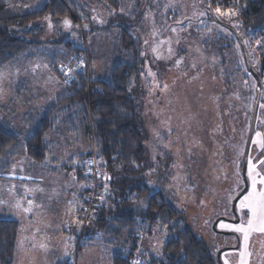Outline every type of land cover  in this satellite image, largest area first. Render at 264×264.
<instances>
[{"label": "rangeland", "instance_id": "rangeland-1", "mask_svg": "<svg viewBox=\"0 0 264 264\" xmlns=\"http://www.w3.org/2000/svg\"><path fill=\"white\" fill-rule=\"evenodd\" d=\"M148 1L150 3L146 5L145 12H142L139 18H131V26L129 25L132 27L134 38H136L140 54L144 59L141 66L140 82L134 87V97L139 99L145 116L143 130L147 147L146 163H149V169L145 174V177L148 178L147 183L154 191H161L167 203L178 207L183 214L182 218L185 224L190 226L208 246L218 264V254L222 249L234 248L239 245L237 250L225 251L221 255L222 264H226V262L227 264H239L243 236L232 231L228 226L246 224L249 218L247 209L241 211L239 201L237 204V214L240 219L238 224L220 221L216 230L218 233L213 226L220 217L234 220L232 204L245 187L242 178V161L254 107L256 82L245 68L238 43H233L234 47L229 52H224L227 56L225 60L222 59L217 48L209 47L210 43L214 44L219 37L234 42V36L231 31L226 30L227 28L224 29L209 20L203 0ZM93 2L90 8L83 10L84 12L78 18L89 15L95 24V27L87 31L86 44L93 66V74L98 78H106L122 57L119 50L118 32L109 29V26L111 23H116V25L129 28L127 23L120 24V17H131L135 11L136 2L135 0H125L124 9L119 12L109 11L106 5L107 9L104 10L103 4L99 1ZM86 5L88 6L84 1V6ZM236 15L221 17L229 20L242 33L252 64L257 69L258 60L264 59V28L248 34L242 29L239 22L233 19ZM70 20L73 19L68 21ZM65 21L59 26L62 28L59 32H62L60 37H58L57 29H53L49 24V18L43 21L46 37L42 41L57 42L58 39H63L77 44L78 47H84L85 38L80 30L81 28L83 32L86 31L84 23L78 24L73 21V26V22L70 21L72 26H68ZM202 24H206L207 28H203L201 31ZM207 43L208 47L205 46ZM64 53L67 54L65 60H63ZM71 58L73 57L68 51L50 49L34 59L19 58L17 63L8 65L0 71V121L12 126L13 132L17 135L21 134L20 141L25 142L31 135L29 126L26 128L23 123L29 119H34L37 122L41 115L36 114V110L41 112L43 104L48 102V99L50 102H54L58 97V94L48 97L49 94L59 92L61 88L58 87L57 82H53L48 77L51 74L48 63L54 61L53 70H56L60 65L59 71L56 70V75H59L63 82L61 84H64L68 81L62 76L64 70H68L70 73L74 71L72 64L74 62ZM65 67H69V69ZM38 77H41V83H38L37 86L43 98L30 102V94L23 95L22 86L25 89V84L22 80L28 79L31 87H34L33 83ZM262 81L264 85V71ZM50 86L51 90L44 92L43 89H48ZM222 92H226L225 98L226 101L228 100L229 106L222 114L223 118L220 119L221 110H219L218 104ZM61 121L58 125L60 127L57 129L59 134H67V130L72 125L78 131L82 130V125L81 128H78L75 126L76 123L74 125L71 122L68 127L67 120L61 119ZM225 123L228 127L227 133L224 132ZM263 123L264 107L261 106L258 117L259 125L255 128L253 140L257 139L256 133H261V136L264 137V127H261ZM84 139L86 140V149L81 151V154L91 156L93 154L94 158L98 157L97 148L91 145V137L89 143L88 138L84 137ZM222 140H224L223 144ZM203 142L207 144L208 148H211L214 154L216 153L212 163H220V165L214 173L216 175L214 176L215 183L218 182L219 187L223 186L224 190L221 191V194L213 196L207 194L202 198L199 195L200 191L189 186L188 175L185 174V160L192 158L194 168L197 169L200 166L201 170L204 154ZM218 144H222V148ZM61 152L64 154L63 158L71 157L68 149H62ZM24 158L32 161L27 153H21L11 167V169L15 168L14 174L21 176L27 171L29 161H24ZM100 161H98V166ZM249 161L256 165V171L264 175V163H261L264 161V149L253 141ZM74 166L84 168L83 163H80L79 160L75 162ZM100 174L101 172L98 170V177L93 178L96 183L90 186L89 182L88 185H78L72 182L70 176L67 187L72 191L67 198L73 201L72 193L79 188H88L92 191H96L97 188L111 190L110 182L101 185L102 175ZM91 178L92 176H90V181ZM13 180L4 181L0 178V216L23 218L31 213L34 218H38L33 222V225L42 223V217L49 212L50 197L51 199L56 197L54 194L58 182L45 178L37 186L34 183L28 186L27 183H21L19 180L17 183ZM38 180L40 179L38 178ZM135 180V185L144 183L142 179L135 178ZM248 184L249 189L245 195L251 191L249 179ZM260 187L261 185L258 184L257 188ZM60 188L64 189V186L58 185V190ZM186 191L191 192L186 194ZM66 202L60 196L54 202L57 206L62 203L59 213L63 212V204ZM70 203L69 205L73 207L67 214L72 212L76 206L75 202ZM155 232L157 233L155 245L148 252L154 251L160 254L163 252L164 234H160L158 227H155ZM222 233H231L232 235ZM23 236L26 239L25 231ZM142 242L144 241L142 240L140 244ZM73 244H75L74 239L71 240L66 254L71 255L70 258L74 264H110L115 252V248H105L104 246L105 249H102L100 246L103 245L96 243L90 250L85 249L82 254L77 255L74 249L71 250ZM262 245H264V234L253 233L248 242V251L251 252L249 264H264V246ZM142 251H146V248ZM26 261H29L26 260V257H20L17 264H27ZM31 261L33 260L31 259Z\"/></svg>", "mask_w": 264, "mask_h": 264}, {"label": "trees", "instance_id": "trees-1", "mask_svg": "<svg viewBox=\"0 0 264 264\" xmlns=\"http://www.w3.org/2000/svg\"><path fill=\"white\" fill-rule=\"evenodd\" d=\"M84 1L88 6H84ZM93 1L106 5L111 12H119L125 6V0H0V71L19 58H35L40 53L47 52L43 49L45 46H63L74 57L73 66L80 59L84 60L82 70L74 71L72 79L64 83L70 95L42 114L37 122L29 119L23 123L26 128L29 126L31 132L25 142L20 141L22 135L13 132L12 126L0 121V178L4 181L9 179L7 174L21 153H27L38 166H44L47 154L56 149L54 146L58 143L55 138L57 129L60 127L59 122L62 118L68 120V117L71 119L77 115L75 118L77 120H71V122L74 125L76 123L78 127L79 117L81 124L85 123L86 133L91 137V145L97 148L98 157L94 158L93 154L92 156L78 155L76 159L83 163L84 168H76L74 161H68L61 164L62 170L73 171L78 185L89 182V186L96 183L93 178L98 177L99 170L102 175L101 185L110 182L111 190L97 188L96 191H92L88 188H79L73 191L72 203H76L74 218L61 230L63 236L68 239V246L74 239L75 244L71 245V250L74 249L77 255H80L85 249L90 250L96 243L103 245L100 246L102 249L115 248L110 264H218L208 246L190 226L185 224L183 214L178 207L167 203L162 192L154 191L147 183L148 178L145 177L149 169V163H146L147 147L143 130L145 116L139 99L134 97V87L140 82L144 59L130 27V20L139 18L150 2L135 0L136 8L132 16L120 17V24L127 23L130 29L116 23L110 24L109 29L118 32L122 60L117 62L106 78H98L93 74L86 44L87 31L95 27V24L89 15L83 16L81 20L78 18L84 12L83 10L90 8ZM208 2L217 19L234 27L245 46L242 33L229 20L216 12L217 7H220L222 11H235L237 15L233 19L237 20L248 34L264 28V0H208ZM203 6H205L204 0ZM205 10H207L206 6ZM207 13L211 22L222 26L211 17L208 10ZM48 18L49 24L55 25L57 33L61 31L59 26L65 20L72 18L71 22L78 24L83 22L86 31L83 32L81 28L80 30L85 38L84 47H78L77 44L63 39H58L57 42H43L46 30L42 22ZM202 25L201 31L207 28L206 24ZM226 30L230 32L229 29ZM231 33L234 36V42L219 37L217 42L210 43L209 47L217 48L222 59L225 60L227 56L224 52L232 50L233 43H238L245 68L250 73L240 42L232 31ZM61 35L62 32L58 34V37ZM205 46L208 47V43ZM247 51L249 53L248 48ZM250 61L253 71L260 77L262 83L260 109L262 104L264 105L262 81L264 59L258 60L257 69L253 66L251 57ZM59 68L60 65L57 67L58 71ZM65 68L69 69V67ZM56 70H54L55 74ZM250 75L257 86L255 77L251 73ZM228 84L230 86L229 82ZM225 93H221L218 104L219 110L222 111V113L220 111V119L223 118L222 114L229 106ZM256 96L257 89L254 103ZM63 103H66L65 111H61L64 114H60L59 119L56 115L57 108ZM258 125L257 118L256 126ZM262 125L263 128L264 123ZM223 127L224 132L227 133V124L225 123ZM223 142L224 140L222 144ZM222 144H218L220 148ZM206 145L203 142L201 170L200 166L197 169L194 168L192 158L185 160V174L188 175L189 186L200 191L199 195L202 198L207 194L212 196L221 194L224 190L223 186L219 187L218 182L215 183L214 177L220 163H212L216 153L214 154ZM53 155H56V151ZM53 160L55 161L50 163V166L54 167L58 165V161L56 157H53ZM98 161H100L99 166ZM90 176H92L91 181ZM135 178L142 179L144 183L135 185ZM188 192L191 191L185 193L188 194ZM102 200L104 201L101 203ZM155 227L159 228L160 234H164L163 252L160 254L154 251L148 252L155 245L157 237ZM20 231L21 224L17 219L0 216V264H15ZM142 240L144 242L140 244ZM144 248L146 251L143 252ZM70 257L71 255H63L57 264H74Z\"/></svg>", "mask_w": 264, "mask_h": 264}, {"label": "crops", "instance_id": "crops-1", "mask_svg": "<svg viewBox=\"0 0 264 264\" xmlns=\"http://www.w3.org/2000/svg\"><path fill=\"white\" fill-rule=\"evenodd\" d=\"M103 7H104V10L107 9L104 5ZM70 23L71 22L68 21V26L70 25L72 26V23L71 24ZM51 26L54 29L55 25L51 24ZM43 49L44 50L59 49L62 52L66 51L61 45L45 46V48ZM39 55H42V53H40ZM66 58H67V54L64 53L63 60H65ZM24 59H30V58H24ZM31 59H34V58H31ZM17 61L18 60H15L12 63V65L17 63ZM53 63H54L53 60L52 62L48 63V69H49V72L51 73L48 77L53 82H57L58 87H61V88L59 92L49 94V96L47 94L48 97L58 94V97L55 98L54 102H50V99L47 98L48 102H45L43 104V108L41 112H38L36 110V114L38 115L44 114L47 110L56 106L60 100L70 95L69 91L67 90L66 85L61 84L63 82L60 80L58 75L54 73ZM22 82L25 84V89L22 86V89H23L22 92L24 93L23 95L28 96V94H30V102L39 101L40 98H43L40 95L41 92L40 90H38V86H37L38 83H41V77L35 78V83H33L35 84L34 87H31L30 81L26 78L25 80H22ZM43 90L44 92L51 90V86L50 88L48 89L44 88ZM65 104L66 103H63L61 106L57 108L56 115L59 116V119H60V114L61 115L64 114L61 111H65V106H64ZM76 116H74L71 119H69V117L67 118L68 127L70 126L69 123L71 122V120H77L75 119ZM78 121L80 122L78 127L81 128V125H82V130L80 132H77L78 130L75 129L74 126L72 125V127L69 130H67V134L57 133L55 139L58 140V143H56V146H55L56 149H54L56 151V155H53V153L55 152L53 150L49 152L46 156V160H45L46 163L44 166H38L34 161L32 162L28 160L27 158H24V161H29L27 165V171H25L20 176V175H16L13 173V170H15V168H13L11 169V172L7 174V178H9L8 180L14 179L13 182H17V183H19V181L21 183L24 182V184L27 183L28 186L33 185V183L37 186L38 184H40L39 182L40 181L42 182V180L45 178H49L50 180L54 182L57 181L58 185L64 186V189L62 188L59 189L63 191H59L58 185H56V191L54 194L56 197L54 199H51V197L48 196L50 197L49 208H48L49 212L44 214V216L42 217V220H41L42 223L39 222L36 225L34 223L33 225V222L36 221L38 218H34V216L31 213L27 214V216H24L23 218L12 216L13 218L17 219L21 224V231H20V236H19V241H18V253L16 256L15 264H17L18 258L20 257L21 258L26 257V260L27 259L29 260V261H26L27 264H57V261L59 260V258L62 257L63 255H66V252L69 247L68 246L69 243H68V239H66L63 236V233L61 230H63L62 229L63 226H66L69 222L73 220L74 218L73 210L75 211V208H73L72 212H69L67 214L69 209L73 207L72 205H69L71 204L70 202L72 201L69 198H67V196L70 194V191H72V189L68 190L67 181L70 182V176H71L72 182L76 184L77 182L75 181V175H74L75 173L73 171L72 172L63 171L61 164L68 162V161L77 162L76 157L78 155H81L82 153L81 151H85L86 149V146H85L86 140L84 139V137L88 138L87 139L88 143L90 142V136L87 135L86 133L85 123L83 122L81 124V120L79 117H78ZM76 127H77V124H76ZM62 149H68V152L71 153V157H69V159L63 158L64 154L61 152ZM53 157H56V161H58L57 163L58 165L54 167L50 166V163H53L55 161L53 160ZM38 178L40 180H38ZM61 181H63V183H60ZM58 196H60V198L63 197L65 202L67 201L66 203L63 204L64 209L62 213H59L60 206L62 203L60 204L57 203L58 206L55 205L54 203L57 200ZM24 231L27 233L26 239H25V236H23ZM31 259L33 261H31Z\"/></svg>", "mask_w": 264, "mask_h": 264}, {"label": "snow or ice", "instance_id": "snow-or-ice-1", "mask_svg": "<svg viewBox=\"0 0 264 264\" xmlns=\"http://www.w3.org/2000/svg\"><path fill=\"white\" fill-rule=\"evenodd\" d=\"M216 12L221 16L236 15L235 11H222L220 7L216 8ZM65 23L67 24L68 21H65ZM256 137L257 139L253 140V143H258L264 149V137L261 136V133H256ZM261 163H264V161H261ZM248 179L251 181V191L243 196L239 204L241 211L247 209V213L249 214L247 223L228 226L232 231L240 233L243 236V248L239 252V264H249L251 252L248 251V242L251 235L253 233L264 234V175L256 171V165L252 164L251 161H249ZM258 184L261 185L259 189L257 188Z\"/></svg>", "mask_w": 264, "mask_h": 264}, {"label": "water", "instance_id": "water-1", "mask_svg": "<svg viewBox=\"0 0 264 264\" xmlns=\"http://www.w3.org/2000/svg\"><path fill=\"white\" fill-rule=\"evenodd\" d=\"M204 3H205V6H206V9L209 11L211 17L216 22H218L220 25L224 26L225 28L229 29L230 31H232L235 34V36L239 40L240 45L242 47L247 68L250 71V73L255 77V79L257 81V96H256V100H255L254 107H253L252 117H251V121H250L249 135H248V139H247V143H246V148H245V153H244V157H243L242 176H243V180H244L245 187L242 190V192L233 201V204H232V213L234 215V220L233 219L230 220L227 217H220V218H218L216 220L214 226H213L214 230L216 231L217 230V225H218V223L220 221H227L229 223L238 224L239 223V220H240L239 217H238V214H237V204L243 198V196L246 194V192L249 189V184H248V179H247V168H248V161H249L250 149H251V145H252V141H253V136H254V133H255L256 123H257V118H258V110H259V105H260V100H261V95H262V83H261L260 77H258L257 74L252 69V65H251L249 53L247 51V48H246V46L244 44L243 39L236 32V30L234 29V27H232V26H230L228 24H225V23H223V22H221V21H219L217 19V16H216V14H215L212 6L209 4L208 0H204ZM222 234H224V235H232L231 233H222ZM238 248H239V245L236 246V247H234V248H224V249H222L219 252V254H218L219 264H222V262H221V255H222L223 252L229 251V250H232V249L237 250Z\"/></svg>", "mask_w": 264, "mask_h": 264}, {"label": "built area", "instance_id": "built-area-1", "mask_svg": "<svg viewBox=\"0 0 264 264\" xmlns=\"http://www.w3.org/2000/svg\"><path fill=\"white\" fill-rule=\"evenodd\" d=\"M84 66V60L80 59V61H78L75 66L73 67L74 71L77 70H82V67ZM70 73L68 70H64L62 76H64V78H66L68 81H70L72 79L73 73Z\"/></svg>", "mask_w": 264, "mask_h": 264}, {"label": "flooded vegetation", "instance_id": "flooded-vegetation-1", "mask_svg": "<svg viewBox=\"0 0 264 264\" xmlns=\"http://www.w3.org/2000/svg\"><path fill=\"white\" fill-rule=\"evenodd\" d=\"M230 219V218H229ZM231 220V219H230Z\"/></svg>", "mask_w": 264, "mask_h": 264}]
</instances>
